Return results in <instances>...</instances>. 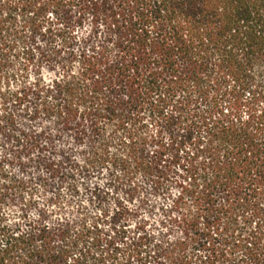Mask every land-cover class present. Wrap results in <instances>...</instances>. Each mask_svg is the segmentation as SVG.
<instances>
[{"label": "trees", "instance_id": "obj_1", "mask_svg": "<svg viewBox=\"0 0 264 264\" xmlns=\"http://www.w3.org/2000/svg\"><path fill=\"white\" fill-rule=\"evenodd\" d=\"M36 1L0 0V133L12 154L28 163L48 150L39 133L15 129L17 111L53 120L79 143L85 123L97 141L115 143L104 136L111 123L121 131L122 162L152 190L181 188L173 222L193 230L174 241L142 227L131 232L114 221L118 206L108 221L101 206L88 227L30 219L36 187L45 189L48 177L73 196L76 177L107 165L111 176L121 165L94 151L67 169L48 157L38 181L0 167V204L16 201L21 220L6 222L0 211V264H264V0H55L53 19ZM86 21L89 32L78 35ZM36 37L47 41L45 51L32 45ZM36 55L59 65L61 79L27 85ZM62 198L48 201L57 213ZM188 202L195 210L182 218ZM198 219L203 227L194 232Z\"/></svg>", "mask_w": 264, "mask_h": 264}, {"label": "rangeland", "instance_id": "obj_2", "mask_svg": "<svg viewBox=\"0 0 264 264\" xmlns=\"http://www.w3.org/2000/svg\"><path fill=\"white\" fill-rule=\"evenodd\" d=\"M36 4L37 6L39 5L40 8L48 9L45 13L47 14V18L53 19V17L56 16L54 12L55 0H37ZM89 27V23L86 21L82 28L78 30V35L87 34L89 32ZM32 45L39 46V51H45L48 47L44 37H36ZM38 58V55H36L34 63H31L28 67L26 75L27 85L32 86L38 79L46 85H50L53 80L61 79L63 71L59 65L51 63L39 64L38 61L36 62ZM0 87L3 88L1 83ZM32 102L34 101L32 100ZM27 106L25 110H30L31 105L29 104ZM23 114L24 113L17 111L15 129L17 131H29L28 133H39L40 141L43 144L47 143L45 147L48 150L44 151L41 160H39L38 155L37 158L36 156L33 157L35 159L34 162L32 160L27 163L22 158L17 159L12 154L11 141L10 138H7L6 131L0 133V158L5 157L9 159L10 163L7 168L1 161L0 167H4V170L7 169L16 177H20L24 180L38 181V178L41 179L45 175L42 163H44L48 157L58 164H61L63 169L68 168L66 166V163H68L67 161L82 165L84 160L91 154V151H94L97 156L108 153L110 156H114L117 162H121V165H116V167L112 169L113 174L111 176H108V171L110 169L107 170V165V168L103 167L98 174L89 175L84 180L80 177H76L79 190L77 193H73V196H71L72 194H68L58 178L49 179L48 177L49 185H47L45 189H42L40 185L36 187L37 196L35 197L34 205L27 213L30 219H41L42 222L49 227L56 225L57 221H66L74 226L78 223L82 225L83 222V224L85 223L88 227L91 225L92 219L100 213L99 209H101V206L104 211L108 212L107 221L117 212L118 206L121 212L116 216L114 221H116V224L122 222L126 223L128 230L131 232H136V228L142 227L146 232L153 234L156 238H161V236H163V240L174 241L176 239H182L187 234L189 235V229L193 230L185 221L181 224L173 222L177 218V214L176 212H172V207L181 189L178 185L173 183L167 193L154 191L147 180L143 179L142 175L134 171V164L132 162H122L127 160L125 155L126 151L117 141L121 131H114V125L111 123L106 125L104 136L107 138H114L115 143H111L108 140L104 143L100 139L97 141V138L91 135L87 123H85V140L79 143L74 131L59 132L60 128L54 124L53 120L41 117L28 120L26 118L27 116ZM133 122L134 121H130L128 123L129 125H133ZM147 122H149V120ZM147 124L150 125L149 123ZM151 126H153V124L147 127L148 132L155 128ZM166 137L167 136H165V139ZM153 149L154 147L152 146L146 147L145 153H147L148 157L151 156ZM49 151L51 153H49ZM3 159L4 158H2V160ZM18 165L21 166V169H19ZM25 165L26 167L22 168ZM2 170L0 169V173ZM2 181L3 180L0 178V183ZM134 186H136V191L132 193L130 189ZM94 191L104 194V199L98 201L93 198L91 195ZM58 192L62 193L63 198L60 203L61 210L57 213L52 210L53 206L49 205L48 201L52 200L54 194ZM12 203L13 204H9L8 202L1 203L0 211L5 217L6 222H21L19 218V204L16 201ZM192 207L193 204H190V202L185 206L182 205L180 211L181 215L183 214L182 218L192 215L195 210V208ZM107 226L108 225H104L102 228L106 230ZM202 227V220L198 219L196 224L197 229L195 228L194 232H200L201 230L199 229ZM24 229H26V227H23V230ZM193 252L195 251L193 250ZM201 253L203 252H198L197 255Z\"/></svg>", "mask_w": 264, "mask_h": 264}]
</instances>
